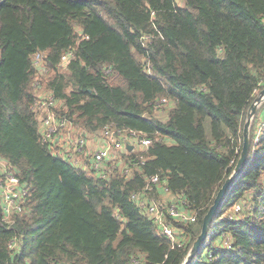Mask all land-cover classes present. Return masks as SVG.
<instances>
[{
  "label": "trees",
  "instance_id": "1",
  "mask_svg": "<svg viewBox=\"0 0 264 264\" xmlns=\"http://www.w3.org/2000/svg\"><path fill=\"white\" fill-rule=\"evenodd\" d=\"M37 52L54 111L75 132L108 125L150 144L121 151L104 176L55 154L32 108ZM261 80L264 0H0V166L27 188L8 223L0 200V264H182L238 160ZM160 186L161 201L195 217L171 221L180 247L140 206L160 200ZM188 264H264V135Z\"/></svg>",
  "mask_w": 264,
  "mask_h": 264
},
{
  "label": "built area",
  "instance_id": "2",
  "mask_svg": "<svg viewBox=\"0 0 264 264\" xmlns=\"http://www.w3.org/2000/svg\"><path fill=\"white\" fill-rule=\"evenodd\" d=\"M73 56V51L68 50L63 53L58 62V68L65 69L69 58ZM33 87L39 91L42 89V82L49 80L50 71L44 65L43 55L40 52L35 53L31 59ZM260 88L254 90V96L257 97L264 88V81L261 80ZM37 94L32 105L33 110L38 115L39 129L41 139L47 143L51 150L70 161L73 165L83 169H90L96 175H105L106 166L111 161L119 158V153L126 148L129 150H144L150 140L134 131H126L111 128L105 125L97 133H95L99 142L94 150L89 151V136L75 132V127L66 118L59 117L54 111L56 100L50 92ZM254 97V99H255ZM162 103L165 100L161 101ZM264 135V98L257 103L255 113L251 117L249 126L250 143L256 144ZM129 172L125 169V174ZM0 200L1 210L4 222H10L13 214L20 213L23 210L24 199L27 195V188L21 182L14 171L6 166L3 162L0 166ZM159 183L157 176L148 179L146 190H152L153 185ZM165 191H167L165 189ZM245 191L242 195L245 196ZM133 199H138V195H133ZM183 203L182 201L179 203ZM140 206L144 208L145 213L153 220L159 232L164 235L172 245L181 246L179 242L178 230L172 224V220L178 222H194L195 217L184 208H180L177 203H167L165 201H149L146 204L140 201ZM241 205L236 203L232 208V213L236 214L240 211ZM232 214V215H233ZM232 215H229L231 218ZM222 244L227 248H231V242L228 235H222ZM16 241H12L9 245L11 249H15Z\"/></svg>",
  "mask_w": 264,
  "mask_h": 264
},
{
  "label": "water",
  "instance_id": "3",
  "mask_svg": "<svg viewBox=\"0 0 264 264\" xmlns=\"http://www.w3.org/2000/svg\"><path fill=\"white\" fill-rule=\"evenodd\" d=\"M264 98V88L262 91L255 97V99L252 101L251 105L248 108L246 118L243 124L242 128V147L241 151L238 157V160L233 168L232 173L225 179L222 186L219 188V190L216 193V196L214 198V201L212 205L209 207L206 215L202 219L201 224V230L199 235L197 236L196 240L194 241L193 245L191 246L189 252L187 253L185 259L183 260L182 264H188L190 260L193 258L194 254L200 249L201 244L204 242V240L207 237L210 223L213 219V217L216 214V211L220 207L221 201L225 194L228 191V188L232 185V183L235 181L236 177L239 175L243 167L245 166L247 159H248V153L250 148V136H249V126L251 117L255 113L257 103L260 102V100Z\"/></svg>",
  "mask_w": 264,
  "mask_h": 264
},
{
  "label": "crops",
  "instance_id": "4",
  "mask_svg": "<svg viewBox=\"0 0 264 264\" xmlns=\"http://www.w3.org/2000/svg\"><path fill=\"white\" fill-rule=\"evenodd\" d=\"M98 142H99V138L96 134L89 135L88 150L89 151L94 150L96 148ZM158 198L160 200H164V199L166 200L169 198V195H168L167 191H165L163 186H160L158 189Z\"/></svg>",
  "mask_w": 264,
  "mask_h": 264
},
{
  "label": "rangeland",
  "instance_id": "5",
  "mask_svg": "<svg viewBox=\"0 0 264 264\" xmlns=\"http://www.w3.org/2000/svg\"><path fill=\"white\" fill-rule=\"evenodd\" d=\"M180 0H178V2H179ZM48 78V76L43 80V82H42V89L41 90H39V91H37L36 90V95L38 94L39 95V93L40 94H44L45 93V95L44 96H46L47 94V91H46V88H45V84H46V79ZM248 194V192H246L245 193V196Z\"/></svg>",
  "mask_w": 264,
  "mask_h": 264
}]
</instances>
